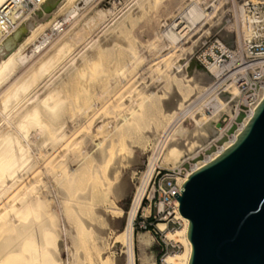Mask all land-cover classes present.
<instances>
[{
	"label": "bare ground",
	"instance_id": "bare-ground-1",
	"mask_svg": "<svg viewBox=\"0 0 264 264\" xmlns=\"http://www.w3.org/2000/svg\"><path fill=\"white\" fill-rule=\"evenodd\" d=\"M72 1L0 0V234H5L0 239V264H76V251L66 259L59 257L62 249L72 250L59 239L62 232L75 247L87 250L89 264H120V258L116 262L105 255L106 231L92 220L103 217L113 223L101 204H112L111 198L126 194L130 185L127 179L116 181L111 165L131 148L138 161L140 148L150 140L158 143V150L148 158L115 241L123 242V263L135 264L136 240L140 264H155L145 252L152 244L150 233L141 231L135 239L133 225L154 168L177 167L220 139L225 129L218 126V118L228 113L235 119L245 102L235 79L225 76L229 72L222 76L232 62H221L214 51V60L209 61L204 52V68L195 50L201 39L217 30L212 24L220 19L223 36L217 38L218 47L229 52L234 29L235 42L246 58L248 40L257 34L253 22L261 24L264 34V0H231L235 12L230 19H222L225 12L219 7L214 10L202 0H185L183 9L164 21L146 43L137 41L133 32L162 0H136L113 22L117 1L113 9L94 7L79 16L71 6L58 18ZM251 3L258 15L250 14ZM258 61L261 57L249 65ZM263 96L264 90L258 103ZM99 103L100 114L91 118ZM258 103L250 106L215 151L191 163L180 182L237 139ZM77 118L85 120L78 127ZM47 144L61 149L34 172L36 163L31 161L37 155L48 156ZM48 183L56 185L51 196ZM115 204L110 208L121 213ZM54 205L61 211L60 228L54 226ZM175 205L180 226L168 229L159 223L158 228L167 241L179 242L185 249L166 252L163 264H188V219L179 212L177 198ZM65 221H73L75 231Z\"/></svg>",
	"mask_w": 264,
	"mask_h": 264
},
{
	"label": "water",
	"instance_id": "water-1",
	"mask_svg": "<svg viewBox=\"0 0 264 264\" xmlns=\"http://www.w3.org/2000/svg\"><path fill=\"white\" fill-rule=\"evenodd\" d=\"M179 190L188 264H264V96L237 139Z\"/></svg>",
	"mask_w": 264,
	"mask_h": 264
},
{
	"label": "rangeland",
	"instance_id": "rangeland-1",
	"mask_svg": "<svg viewBox=\"0 0 264 264\" xmlns=\"http://www.w3.org/2000/svg\"><path fill=\"white\" fill-rule=\"evenodd\" d=\"M114 1L118 2L116 8H114V6L112 5L114 3ZM135 1L136 0H129V1L128 0H73L71 3L66 5L64 10H62L61 12H59L57 14V17L60 18L62 16V13L71 6H73L74 8H72V9H74L76 11V12H73V14L75 16H79L83 13L84 14L90 13L93 11L94 7L95 8H103V9H108V8L113 7L115 9V10H113L114 11L113 12L114 19L112 20V22H113L118 18V16L122 15L123 12H125L129 7H131L135 3ZM203 1L207 2V5L205 7H209V8L211 7L210 9H214V10H220V9L223 10L225 13L222 15L223 16L222 19H226V18L230 19V17L233 18L234 12H235V8H234L235 5H232L233 3L231 0H224V1H222V0H206V1L202 0V2ZM184 2H185V0H162L160 2L161 5H157L158 9H156V7L155 8L153 7L150 10H148V14L146 12L144 17L142 18L143 20L141 19V22H139L136 25L137 28L136 27L135 28L137 30H135V29H134L135 31L133 30L135 37H137V41L140 40L142 43H146V42L151 41L152 40L151 38H153V35H154L153 33L156 30H158L159 28L163 27L162 23L164 21H169L180 10L183 9V3ZM217 2H218V5H217ZM76 4L78 5V7L76 6ZM79 6H81V7H79ZM87 6H88V8H87ZM84 7H85V9H88V10L85 11V9H83ZM89 7H90V9H89ZM217 7H219L220 9ZM231 7L234 9H232ZM249 7L251 8L250 14H253L254 6L252 5V3L250 4ZM133 8H134V6H133ZM82 10H84V11H82ZM114 14H116V15H114ZM237 18L240 19L239 16ZM221 22L222 21L220 19L218 20V24L217 23L214 24V22H213L214 25L212 24V26H213L212 29L217 28V30L216 31L212 30V32L207 35V38H203L199 41V44L195 50L194 55H195V58L197 59V61L201 67L205 68V62L203 60L204 52L206 53L205 57L209 61L214 60V57L212 56L211 51H214L215 54L218 56H222V54H223V53H221V50L217 45V38L221 39V36H223V35H221V32H220L222 30V27H223V26L222 27L220 26ZM217 26H220L219 27L220 29ZM230 30H231L230 33H231L232 40L234 41L233 45H235L236 31L234 29H230ZM142 68H144V65L140 66V68L138 67L137 69H139V70H135V73L133 74V78L137 77L139 72H141L143 70ZM136 72H137V74H136ZM102 108L103 107L100 108V103H99L98 106L96 107V109L93 111L95 114H93V112H92L93 116L91 115L92 116L91 118H96L100 114ZM97 109H98V112H97ZM205 112H206V114H208L209 110L205 109ZM243 117H244V113L242 111L233 120L230 119V116L228 113H222V115L218 118L217 124L219 127H222L225 129V134L220 139L215 141L214 143H211L207 148H205L204 150H201L198 154L192 156L191 158L185 160L182 163L184 165H188L189 163H192V162H195L199 159H202L204 157V155L210 154L211 152L215 151L217 146L221 145L224 141H226L228 139V135L232 134L234 132V130L236 129V127L238 125V122L242 121ZM76 121H77V124L75 123L76 124L75 126L78 127L79 123L83 124L82 121H85V120H82V119L80 120V118H77ZM82 127H80L79 130L76 131L71 136V138H73L75 135H77ZM150 141H152V140H150ZM150 141H148V143H146V145H145L146 147L144 146V148H143L144 150L140 148L138 161L133 159L134 156L136 155L135 148H131L132 151H130V150L125 151V153L122 155V159L119 160L120 162L118 161V162H115L111 165V166L114 165L113 167L116 169V170L114 169V172L112 173L113 175L116 176V181H118V179L120 180L121 178L127 179L129 182V185H130V189L126 194L122 195L121 197L115 198V199L111 198L112 204L109 202H107V203L103 202L105 204H103V203L101 204L102 209H104L107 214L108 213L110 214V215L109 214L108 215L111 216V218L113 219V223H109L107 220H104L103 217L92 220V222H94V223H92L94 226L97 227L98 225H100L98 228H102V229L104 228L103 230L106 231L104 233L105 250L107 249L105 251V253H106L105 255H110V257L112 256L113 259H115V261L117 260L116 262H118V259L120 258L121 259L120 264H125V263H123L124 262L123 261V256H124L123 254L124 253L121 251L122 248L124 250V247L122 245L123 242L121 240L118 242L115 241V239H116L115 237H116V234H118L119 231H121L125 225V215H126L127 210L130 207L131 201L133 199V194H134L137 186L140 184L143 173L146 170V165H147L149 156H151L153 150L156 148V145H158V143L155 144V141H153V142H150ZM48 147L50 148L51 151L49 150ZM45 148H47V150L50 152V153H48L47 157L44 155H39V156L37 155L36 157H33V159H32L33 162L31 161V163H36V165L34 164L35 167L33 166L34 172L36 171V169L39 171L41 169V167L43 166L44 162L52 159V157L53 158L56 157L58 155L57 152H59L58 150L61 149L60 147H56V146L55 147H52L50 145L48 146V144L45 146ZM128 152H130V153H128ZM56 153H57V155L55 156ZM35 161H37V162H35ZM73 166L75 167L76 165L73 164ZM168 168H170V167H168ZM38 171H36V172H38ZM51 184L52 183L47 184V187H48L47 191H48V193L51 192L49 194L50 196L53 195L52 192L54 191L55 186H56L54 184H52V185ZM51 187L53 189H51ZM149 192H150V184L148 185V188L146 190V194L148 193V195H149L150 194ZM11 193L9 196L12 195ZM50 201L52 203H54L53 198H51ZM113 201L116 203L115 207L117 206V207H119V209H121V213H119L117 210L115 211L114 209L110 208V205L113 206ZM141 203H142L141 207L138 210L137 215L133 221L135 239L137 238V235L139 232L148 231L151 235L152 244L148 247V249H146L145 252H146L147 256H150L151 259L154 260L155 264H163V255L166 252L184 251L185 247L183 244H181L179 242L173 243L172 241H167L165 239L163 232L158 228V224L159 223H166V221L165 220L160 221V220H153L152 219V215L155 213V206L153 204L151 206V211H150L151 216L147 220L149 222H152V225L157 224V226H155L154 230L152 229V227H151V229H143V228L139 227V222L141 221V219L146 218L147 215H149V210L147 211L148 213L146 214V208L149 209L148 201L144 198V200ZM52 210L55 211V213H57V215H56L57 217L55 218L54 226L57 228H60L61 227V221H62L61 211H60L59 207L56 205H54ZM94 220L96 221V224H95ZM169 220L170 219H168L167 222ZM67 222H69V223H67ZM67 222H66L67 226L70 229H72L73 231H75V226H76L75 223L73 221H67ZM168 223H169V225L167 227L168 229H172V227L175 228V227L179 226L177 224H173L171 221H169ZM102 226H104V227H102ZM58 231H60V230H58ZM6 233H8V232H6ZM59 233H61V232H59ZM4 236H5V234L4 235H3V233L0 234L1 241L3 240ZM59 239L64 240V242H66L69 247H72V250L70 249L71 252L69 251V253L67 252V250L65 248L62 249L59 253L60 258L66 259L68 256L71 257L72 251L73 252L76 251V253L78 254L76 256V258H77L76 264H89L91 262V261H89L90 255L88 254L87 250L84 249L80 245H78V246L76 245V247H75L74 244H72L71 241L69 240L70 238L67 235H65L63 232L61 233V236H59ZM136 245H137V241L135 240V243H134L135 264H140V262H141L140 256L141 255H140V251ZM79 256H80V258H79ZM87 256H88V258H87Z\"/></svg>",
	"mask_w": 264,
	"mask_h": 264
},
{
	"label": "built area",
	"instance_id": "built-area-1",
	"mask_svg": "<svg viewBox=\"0 0 264 264\" xmlns=\"http://www.w3.org/2000/svg\"><path fill=\"white\" fill-rule=\"evenodd\" d=\"M12 5V2L9 3ZM254 6L253 14L256 13L258 15L257 6ZM1 16H5L2 12ZM262 23V21H261ZM253 27L257 30V34L248 40V56L246 58H242L240 54L239 47L237 43L232 41L230 44L229 52H222V56H220L221 62L228 61L232 62L230 67L226 68L222 72V76H224L227 72H229L225 76H229L230 78H234L239 91L243 97H245V102L240 103L241 110L244 113V116L247 115V110L250 109V106L258 103V95L264 90V34L263 28L261 24L258 26L256 22H253ZM262 32V33H261ZM261 57V61L255 62L253 64L249 63L256 58ZM248 64V65H246ZM232 70V71H231ZM239 112V113H240ZM156 148L153 152H156ZM152 152V154H153ZM151 154V155H152ZM148 165V162H147ZM146 165V168H147ZM191 169V163L188 165H181L177 167L166 168L164 166L158 165L154 168L153 173L149 179L150 184V194H145L142 198L148 201L149 207V215L146 218H142L139 222V227L143 229H155L157 224H153L149 222L147 219L151 216V206L152 204L155 206V213L152 215L153 220H165L166 228L169 225V221L173 224H177L180 226L179 219L176 218V197L173 195L175 192L180 194V186L189 170ZM145 172V171H144ZM160 203H163V206L160 207ZM170 219L168 222L167 220ZM174 227H172L173 229Z\"/></svg>",
	"mask_w": 264,
	"mask_h": 264
}]
</instances>
